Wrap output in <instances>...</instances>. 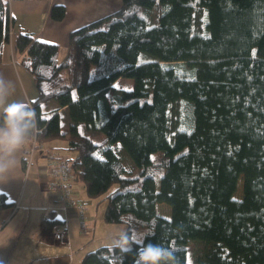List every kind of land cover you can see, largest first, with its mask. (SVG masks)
I'll return each instance as SVG.
<instances>
[{
  "label": "trees",
  "instance_id": "1",
  "mask_svg": "<svg viewBox=\"0 0 264 264\" xmlns=\"http://www.w3.org/2000/svg\"><path fill=\"white\" fill-rule=\"evenodd\" d=\"M65 12L62 3L49 10L56 21ZM13 28L0 0V44ZM13 49L37 91L24 103L41 129L35 142L73 150L57 155L73 167L70 183L80 178L100 196L104 221L143 233L127 251L89 249L80 264H134L148 243L174 250L179 264H264V0H121L71 30L65 47L17 30ZM120 77L132 86L115 87ZM13 204L0 192V209ZM42 224L65 219L49 210ZM190 240L201 243L193 263Z\"/></svg>",
  "mask_w": 264,
  "mask_h": 264
},
{
  "label": "crops",
  "instance_id": "2",
  "mask_svg": "<svg viewBox=\"0 0 264 264\" xmlns=\"http://www.w3.org/2000/svg\"><path fill=\"white\" fill-rule=\"evenodd\" d=\"M8 3L14 18V28L10 42L4 44L0 75L16 83V92L10 100L22 103H29L35 98L37 91L32 75L20 64L14 52V31L33 32L41 40L65 47L71 30L109 14L121 6V0H8ZM54 3H62L66 8L64 18L60 21L50 17L49 10ZM59 110L63 112V120L66 124L68 118L65 108ZM31 142L32 139L28 140L18 153L20 165L13 173V177L5 183H0V192H4L8 200L14 203L0 209V264H73L75 261L79 262L83 250L97 241L110 239L116 235L110 233L109 229L103 230L106 233L97 231L96 225L103 220L105 204L102 207L103 211H98L97 215L92 218L89 212L91 204L86 202L83 195L79 196L76 190L72 189L75 183L73 179L70 183L72 193L81 204L83 213L76 208H70L67 213L60 210L56 195L49 188L51 180L49 157L44 155L42 148H34L30 152ZM43 146L44 149L47 147L45 143ZM24 157L27 159L25 166L22 162ZM49 210H54V216L65 219L66 226L69 219L76 217L79 221V212L83 214L89 227L88 234L83 236H87L85 238L89 241L82 243V235L78 232L80 228L78 227L77 230L74 228L70 232L68 226L66 243H59L55 240L53 233L57 226H62L42 224ZM96 210L97 206L92 211L93 214ZM89 233H91L90 236ZM58 247L66 248L70 256L66 258L58 251ZM76 247L77 250L74 252Z\"/></svg>",
  "mask_w": 264,
  "mask_h": 264
},
{
  "label": "clouds",
  "instance_id": "3",
  "mask_svg": "<svg viewBox=\"0 0 264 264\" xmlns=\"http://www.w3.org/2000/svg\"><path fill=\"white\" fill-rule=\"evenodd\" d=\"M3 54L4 46L0 44V56ZM15 92L16 83L0 75V183L13 177L20 165L18 153L28 140L41 132L33 109L10 100ZM133 242L127 231H120L110 246L127 251ZM134 264H179V260L174 250L148 243L138 252Z\"/></svg>",
  "mask_w": 264,
  "mask_h": 264
},
{
  "label": "rangeland",
  "instance_id": "4",
  "mask_svg": "<svg viewBox=\"0 0 264 264\" xmlns=\"http://www.w3.org/2000/svg\"><path fill=\"white\" fill-rule=\"evenodd\" d=\"M113 85L115 87H118V88H121V89L122 88L123 89L124 88H129V87L132 86V79L128 78V77H120L113 83ZM107 96H108V98L110 100L111 106L114 107L115 104L113 102V93H112L111 89H109L107 91ZM50 106H54V104L50 103ZM62 120H63V118H62ZM80 128L83 130V125H80ZM91 134L95 137L96 140H100L101 138H103V134L102 133L96 132V133H91ZM48 144H55L57 146L59 144H62V141H61V139L60 140L56 139L54 141L49 142ZM37 151L39 152V150H37ZM53 152L57 153L58 155L69 156V157L74 155V151L73 150H67V149H65L63 147H54ZM43 153H44L45 156H48V151H47L46 148L43 150ZM120 154H121L122 161H123V163L125 165V168L128 171L134 170L136 168V166L129 159V157L126 155V153L122 150V152H120ZM159 180H160V177L156 176L155 177L156 187L159 186ZM74 181H75V183H73L72 189L76 190V192H77V194L79 196L83 195L85 197V199H86V202H89L91 204V208L89 207V212H90L91 217L94 218L97 215L98 211H103L102 207H104L105 202H102L99 205L98 199L100 198V196H91V195H89L86 192L83 180H81L80 178H76ZM242 182H243L242 176H240L238 181H237L236 190H235V192L233 194L234 197H236V198H241L242 197ZM98 205H99V207H98ZM95 206H97V210L93 214L92 211H94ZM156 210H157V212L159 214L165 215V216H169V214L171 213L170 205L167 204L166 202H158L157 205H156ZM57 212L61 213L59 210H57ZM79 221H78V219L76 217L68 220L67 226L69 227L70 232L74 228L76 230L78 229ZM108 227H110V228H108ZM96 228H97L98 232L103 233L104 231H107L109 229L110 233H113V234L117 235V233H119L120 231H125L126 230V225L123 222H106L104 220H100L99 224L96 225ZM88 231H89V228H87V232ZM104 233H106V232H104ZM90 234L91 233H89V236H90ZM142 235H143L142 231L135 232L132 235V238L135 239V240H141ZM81 237L83 238L82 239V243H87L89 241V239L85 238L87 236H81ZM111 240H112V238L105 239L103 241H97L96 243H93L91 246H89L88 248L83 250V253L85 251H87L89 249H93V248H95V247H97V246H99L101 244H111ZM200 248H201V243L198 240H190V241H188V252L187 253H188V258H189V260L192 263L195 261L198 253L200 252ZM76 250H77V247L75 248L74 252ZM58 251L61 254H63L66 258H68L70 256L69 255L70 253H69V251L66 248H63V247L59 248L58 247ZM83 253L81 254V257L83 255ZM71 255H72V253H71ZM81 257H80V260H81ZM73 264H80V261L79 262L75 261ZM113 264H119V260L115 259L113 261Z\"/></svg>",
  "mask_w": 264,
  "mask_h": 264
},
{
  "label": "built area",
  "instance_id": "5",
  "mask_svg": "<svg viewBox=\"0 0 264 264\" xmlns=\"http://www.w3.org/2000/svg\"><path fill=\"white\" fill-rule=\"evenodd\" d=\"M34 148H42V145H38L35 142V139H32L31 145L29 147V151L32 152ZM49 157V166L51 173V180L49 182V188L55 193L56 200L58 201V208L65 213L69 211L70 208H76L78 211L82 212L81 204L78 199H76L72 195V191L70 188V180L73 176V167L63 158L56 156L53 153L48 154ZM80 215L79 222V232L84 235H87V224L82 221V215ZM68 234V227L62 226L58 227L53 233L55 240L59 243H66Z\"/></svg>",
  "mask_w": 264,
  "mask_h": 264
},
{
  "label": "bare ground",
  "instance_id": "6",
  "mask_svg": "<svg viewBox=\"0 0 264 264\" xmlns=\"http://www.w3.org/2000/svg\"><path fill=\"white\" fill-rule=\"evenodd\" d=\"M39 145H42V144H39ZM43 146V145H42ZM44 147V146H43ZM46 148V147H45ZM47 149V148H46ZM48 151V149H47ZM51 152L48 151V154H50ZM54 154V153H53ZM56 155V154H55ZM57 156V155H56ZM59 157V156H58ZM67 161V160H66ZM68 162V161H67ZM81 233V232H80ZM81 235L83 236L84 234L81 233Z\"/></svg>",
  "mask_w": 264,
  "mask_h": 264
}]
</instances>
